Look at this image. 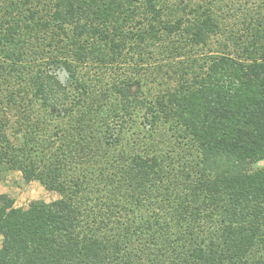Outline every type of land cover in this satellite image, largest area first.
I'll return each instance as SVG.
<instances>
[{
	"label": "trees",
	"instance_id": "1",
	"mask_svg": "<svg viewBox=\"0 0 264 264\" xmlns=\"http://www.w3.org/2000/svg\"><path fill=\"white\" fill-rule=\"evenodd\" d=\"M223 1L0 0V182L59 194L0 191V264H264V0Z\"/></svg>",
	"mask_w": 264,
	"mask_h": 264
},
{
	"label": "rangeland",
	"instance_id": "2",
	"mask_svg": "<svg viewBox=\"0 0 264 264\" xmlns=\"http://www.w3.org/2000/svg\"><path fill=\"white\" fill-rule=\"evenodd\" d=\"M240 2V5L243 4L242 6L244 7H250L255 5V3L261 2V0H236ZM223 4H231L229 0H224ZM228 7V6H226ZM232 8V6H231ZM231 8H225V13H228V15H231ZM243 12V9H238L236 13L240 15ZM230 13V14H229ZM232 18L231 16H229ZM216 43V42H213ZM146 68V66H144ZM130 68V66H128ZM144 68V69H145ZM86 73L84 75V78H87V76H92V72L90 70L87 71V69H81V73ZM140 72L139 75L143 78L144 82V91L146 94L149 93L151 95L152 93H155V87H156V82H153L151 79V76L146 74L145 70H142L141 68L138 70ZM113 74V73H112ZM110 74V76H112ZM109 73L107 72V77ZM142 112H140L141 115ZM0 191L3 193L8 194L10 197L14 199V205L19 206V207H27L29 202L35 199H41L46 202L52 201L56 198L59 197V194L55 191L47 190L44 188V186L38 182V181H30V182H25L24 179L21 176V173L19 171H9L5 174L4 178L0 182ZM1 235H0V245H1Z\"/></svg>",
	"mask_w": 264,
	"mask_h": 264
},
{
	"label": "water",
	"instance_id": "3",
	"mask_svg": "<svg viewBox=\"0 0 264 264\" xmlns=\"http://www.w3.org/2000/svg\"><path fill=\"white\" fill-rule=\"evenodd\" d=\"M57 73L59 75L60 80L64 82L65 76L67 75L66 71L63 69L62 70L59 69V70H57Z\"/></svg>",
	"mask_w": 264,
	"mask_h": 264
}]
</instances>
